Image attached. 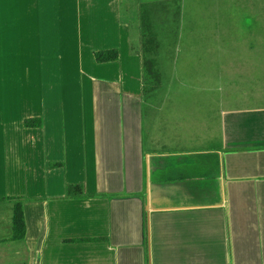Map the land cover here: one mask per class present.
<instances>
[{
	"label": "crops",
	"instance_id": "crops-1",
	"mask_svg": "<svg viewBox=\"0 0 264 264\" xmlns=\"http://www.w3.org/2000/svg\"><path fill=\"white\" fill-rule=\"evenodd\" d=\"M253 2L198 0L199 59L214 44L224 82H199L188 117L157 115L141 81L138 0H0V264H264V22L237 37L219 12Z\"/></svg>",
	"mask_w": 264,
	"mask_h": 264
},
{
	"label": "rangeland",
	"instance_id": "rangeland-1",
	"mask_svg": "<svg viewBox=\"0 0 264 264\" xmlns=\"http://www.w3.org/2000/svg\"><path fill=\"white\" fill-rule=\"evenodd\" d=\"M138 1L140 2L138 7L139 22L137 23L139 27L134 26L131 29L132 36L128 47L130 50L142 51L143 53L141 81L144 85H151L157 89L161 86V89L152 97L155 101L163 103L162 106L157 108V115L205 116L204 110L206 108L203 103L199 102L198 83L205 79L208 82L220 84L224 80L220 72L217 71L219 65H215V62H220L221 58L220 55L218 56L220 53L214 50V44L199 59L200 47L197 36L199 35L198 27L201 11L197 7L199 6L198 0H181V4L178 0L174 6H163V4L155 6L146 4V0ZM225 2L227 3L228 0H225ZM253 3L259 6H219V12L223 16L222 19H227L229 15L232 16L229 21H234V36L239 37L248 33V31H244V34H241L243 20L248 19L250 20L248 23H253L252 16H258L260 21L264 22V0H254ZM245 7L246 9H242ZM251 8L253 9L251 10ZM207 15V13H204V18ZM211 16L215 17V14L212 12ZM212 19L214 20V18ZM230 28H233V26ZM135 31H140L142 38L139 39L138 34L133 35ZM238 47L239 45L236 44L234 49L237 50ZM100 53L102 52L95 54L97 63H101L97 60V54ZM111 54V56L115 55V53ZM216 56L218 57L216 58ZM201 57L204 61L202 67L200 64ZM146 60L152 61L154 64L151 68L154 74L148 76V78L145 76L144 62ZM203 68L204 73L201 74ZM138 75L136 74L137 77ZM73 79L77 83L81 81L80 71L73 76ZM74 90L75 87H72L71 93H68L78 99L87 97V90L83 91L81 88L76 92ZM56 95H59L58 98H68L64 90L61 93L56 92ZM146 101L148 104L149 100ZM218 109V107L211 108V111L213 113L214 110L217 111ZM145 111L147 116H150L151 108L149 105L145 106ZM199 111H202V113L199 114ZM146 120L148 122L149 118ZM218 141L217 139H207L205 144L219 145ZM223 141L227 146H235L251 140L237 139L234 140V143L229 140H221L220 142L224 145ZM186 146L187 144L183 143L182 147Z\"/></svg>",
	"mask_w": 264,
	"mask_h": 264
},
{
	"label": "trees",
	"instance_id": "trees-1",
	"mask_svg": "<svg viewBox=\"0 0 264 264\" xmlns=\"http://www.w3.org/2000/svg\"><path fill=\"white\" fill-rule=\"evenodd\" d=\"M111 53H115L114 56H111ZM117 59L116 52L114 51H107L102 52L99 55L97 54V60L101 62H112ZM145 76L148 78V76H152L154 72H152L151 68L154 66L152 61H145ZM31 121H26L25 125L28 127H31L30 125ZM40 120L37 121L36 125L34 127L40 126ZM68 197L74 198V197H85L83 196L81 192V188L79 186H71L68 188ZM86 197H101L98 195H88ZM13 227H14V237L18 240L23 239L26 233V225H25V218H24V210L22 202H15L14 204V212H13Z\"/></svg>",
	"mask_w": 264,
	"mask_h": 264
}]
</instances>
